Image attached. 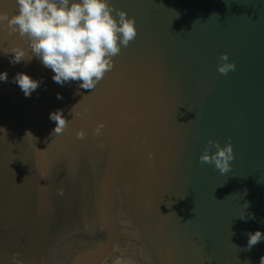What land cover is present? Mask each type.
I'll use <instances>...</instances> for the list:
<instances>
[{
    "label": "water",
    "instance_id": "1",
    "mask_svg": "<svg viewBox=\"0 0 264 264\" xmlns=\"http://www.w3.org/2000/svg\"><path fill=\"white\" fill-rule=\"evenodd\" d=\"M110 3L138 35L93 90L35 57L11 64L3 51L28 42L0 28V264H259L264 240L245 249L264 232V0ZM18 72L42 81L30 98ZM229 137L231 171L202 166L207 141Z\"/></svg>",
    "mask_w": 264,
    "mask_h": 264
},
{
    "label": "clouds",
    "instance_id": "2",
    "mask_svg": "<svg viewBox=\"0 0 264 264\" xmlns=\"http://www.w3.org/2000/svg\"><path fill=\"white\" fill-rule=\"evenodd\" d=\"M15 3V14L0 12V28L6 26L10 33L26 40L28 50L13 47L11 52H3L14 54L9 61L13 65L37 58L54 73L52 79L60 85L76 81L79 82V89H95L105 74L113 69L114 57L138 35L135 17H129L126 9L115 8L110 0H15ZM235 69L236 62L230 60L228 52L218 57L217 71L220 74L227 75ZM0 81H8L7 71L0 72ZM12 82L19 86L26 98H30L42 81L33 79L28 73L18 72ZM62 98V94L58 93L57 99ZM50 119L56 122L52 132L55 137L68 128L69 120L62 110L51 113ZM103 128V123L98 124L94 135H100ZM86 135L83 129L76 133L80 140L86 139ZM234 158L230 137L224 146L219 140L210 138L199 156V162L202 166L214 165L221 174H227L233 167L231 162ZM245 206H250L247 201ZM240 218L253 220L255 215ZM247 235V251L264 240V232L260 230ZM13 260L20 264L15 254ZM259 264H264V256L260 257Z\"/></svg>",
    "mask_w": 264,
    "mask_h": 264
},
{
    "label": "bare ground",
    "instance_id": "3",
    "mask_svg": "<svg viewBox=\"0 0 264 264\" xmlns=\"http://www.w3.org/2000/svg\"><path fill=\"white\" fill-rule=\"evenodd\" d=\"M112 264H114V263H112Z\"/></svg>",
    "mask_w": 264,
    "mask_h": 264
}]
</instances>
